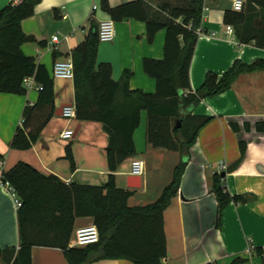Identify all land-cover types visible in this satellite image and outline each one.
Returning <instances> with one entry per match:
<instances>
[{
    "label": "crops",
    "instance_id": "obj_1",
    "mask_svg": "<svg viewBox=\"0 0 264 264\" xmlns=\"http://www.w3.org/2000/svg\"><path fill=\"white\" fill-rule=\"evenodd\" d=\"M12 0H0V8ZM16 1V0H13ZM117 6L133 0H108ZM233 0H204L199 37L190 64V85L195 92L204 82L207 72L221 76L237 59L250 63L264 58V48L240 43L235 32H227L226 10H234ZM97 5L96 9H93ZM97 23L111 19L101 8V0H40L34 13L22 20V31L35 38L24 42L22 51L45 65L54 83V112L42 128L36 142L28 149H15L12 138L23 123L26 106H33L39 97L36 87L22 94L0 92V179L3 170L25 161L44 174H53L66 184L80 182L101 185L108 180L106 148L109 136L103 124L96 120L66 119L61 108L74 103L73 79L54 78V62L71 55L75 46L88 32L89 19ZM115 36L100 42L97 62L112 66V78L120 79L124 70L133 72L129 86L153 93L156 81L143 70L144 58L164 56L165 30H159L153 41L146 36L144 22L127 18L114 21ZM53 36H58L53 41ZM39 84V83H37ZM41 85V84H39ZM193 115L210 116L211 121L199 132L190 147L189 158L181 178L179 191L164 211L167 252L163 264H264V132L255 128L264 121V71L242 73L230 89L215 97L203 98L193 109ZM232 123L239 126L238 130ZM250 125V129L245 128ZM147 113L134 131L136 152L122 160L115 172L118 187L131 191L130 206L153 202L171 181L180 161L176 151L153 147L146 138ZM73 129L71 139H63L64 129ZM245 153L239 165L230 170ZM71 149L74 167L66 158ZM141 159L144 172L131 174V162ZM225 168L220 170V166ZM218 171H220L218 173ZM225 171L224 186L232 195H242L245 201L228 203L219 211L211 190L214 174ZM133 177V178H132ZM132 185L137 187H131ZM14 198L0 185V248H19L18 217ZM90 216L76 217L70 246L78 227L93 223ZM32 264H68L61 248L33 246ZM91 264H134L126 258L100 259Z\"/></svg>",
    "mask_w": 264,
    "mask_h": 264
},
{
    "label": "trees",
    "instance_id": "obj_2",
    "mask_svg": "<svg viewBox=\"0 0 264 264\" xmlns=\"http://www.w3.org/2000/svg\"><path fill=\"white\" fill-rule=\"evenodd\" d=\"M39 1L12 0L0 8V92L24 93L23 80L32 75L43 86L37 102L24 109L22 126L11 141L15 149L30 148L54 112L53 78L45 65L36 63L21 49L24 42L35 40L22 31L21 22L34 13ZM101 8L114 21L133 18L144 22L149 42L159 30H165L163 58L142 61L144 72L155 79L156 89L153 93L131 89L132 71L124 70L115 81L111 64L97 62L99 24L90 18L84 40L71 52L74 102L78 119L99 121L108 133V180L101 185L66 184L25 161L3 170L1 179L13 185L21 206L17 209L19 248H0V264H32L33 246L61 248L68 264L116 258H126L134 264H163L167 252L164 211L178 194L190 147L212 119L193 115V109L203 98L230 89L240 74L264 71V58L250 63L237 59L221 76L207 72L203 84L192 92L190 64L200 33L204 0H133L117 6L101 0ZM224 22L232 25L240 43L264 48V0H246L241 11L226 10ZM143 111L147 113V142L178 152L180 161L156 200L130 206L131 191L116 185L115 172L124 158L136 152L134 131ZM232 127L239 129L235 123ZM245 128L250 129V125L245 124ZM255 128L264 132V121H257ZM244 153L242 143L240 156L230 170L239 165ZM66 158L74 167L69 147ZM224 180L221 174H214L212 179L211 190L219 211L231 201H245L242 195L230 194ZM82 216L93 218L99 241L84 247L70 246L75 218ZM263 251L262 247H254L258 254ZM242 260L238 257L233 264Z\"/></svg>",
    "mask_w": 264,
    "mask_h": 264
},
{
    "label": "built area",
    "instance_id": "obj_3",
    "mask_svg": "<svg viewBox=\"0 0 264 264\" xmlns=\"http://www.w3.org/2000/svg\"><path fill=\"white\" fill-rule=\"evenodd\" d=\"M246 0H233L232 6L236 11H241L245 6ZM97 5H94L93 9H96ZM227 32L232 33L234 31L232 25H226ZM201 31V30H200ZM115 36L114 22L112 19H106L99 22V40L100 42L111 41ZM58 36H53V41H57ZM52 76L54 78L73 79L74 77V64L71 55L65 59L54 62L52 67ZM23 84L27 89L36 87L41 90L42 85L37 84L35 77L27 76L23 80ZM62 116L66 119H72L76 117V107L74 103H68L62 107ZM60 136L63 139H71L74 136L73 129H64ZM0 165H3V161L0 160ZM225 166L221 165L220 170ZM144 172V163L141 159H134L131 162V174L141 176ZM220 171H218L219 173ZM0 185L9 192L14 198L15 207L21 206V201L18 198L15 188L8 181L0 179ZM99 241V231L94 223L86 226L78 227L75 230L72 240V246L84 247L89 244H93Z\"/></svg>",
    "mask_w": 264,
    "mask_h": 264
},
{
    "label": "water",
    "instance_id": "obj_4",
    "mask_svg": "<svg viewBox=\"0 0 264 264\" xmlns=\"http://www.w3.org/2000/svg\"><path fill=\"white\" fill-rule=\"evenodd\" d=\"M61 111H62V108H61ZM221 175H222V176H225V171H223V172L221 173ZM132 178H133V177H132ZM139 178H140V176H139ZM131 187H137V186L132 185Z\"/></svg>",
    "mask_w": 264,
    "mask_h": 264
}]
</instances>
